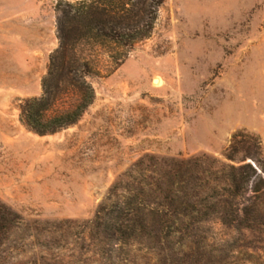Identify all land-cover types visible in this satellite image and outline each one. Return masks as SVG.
Returning a JSON list of instances; mask_svg holds the SVG:
<instances>
[{
    "label": "rangeland",
    "instance_id": "374dc122",
    "mask_svg": "<svg viewBox=\"0 0 264 264\" xmlns=\"http://www.w3.org/2000/svg\"><path fill=\"white\" fill-rule=\"evenodd\" d=\"M58 2L0 0V205L55 231L50 256L43 233L13 231L0 264H42V256L49 264H108L78 234L144 154L223 159L238 134L258 143L264 163V0H164L148 37L118 67L109 56L121 49L83 40L67 52L78 65L70 73L64 63L50 67L62 45ZM84 60L90 73L79 67ZM87 84L92 102L74 124L39 136L22 123L25 101L48 98L47 115L70 111ZM204 234V247L140 248L123 264H264V234L243 238L218 225ZM227 236L237 239L232 250L217 245Z\"/></svg>",
    "mask_w": 264,
    "mask_h": 264
},
{
    "label": "trees",
    "instance_id": "16d2710c",
    "mask_svg": "<svg viewBox=\"0 0 264 264\" xmlns=\"http://www.w3.org/2000/svg\"><path fill=\"white\" fill-rule=\"evenodd\" d=\"M164 0H81L62 2L58 22L60 51L50 58V67L67 66V73L78 65L67 52L85 40L109 49H121L109 59L118 67L126 49L148 37L156 8ZM90 73L92 62L80 66ZM44 81L49 97L53 70ZM71 82V78L67 80ZM84 84V82H83ZM79 98L70 111L47 115L48 98L31 99L21 108V121L33 133H55L78 121L92 102L89 84L78 88ZM258 143L238 134L218 159L206 154L186 159L144 154L116 177L97 205L91 219L82 222L79 240L85 251L108 264L132 263L140 250L163 251L178 246H206L214 225L227 232L264 234V163ZM260 165L258 172L254 166ZM40 223H38L39 226ZM37 229L19 214L0 205V257L13 231L43 233L45 253L54 243V229L48 222ZM47 226H50L47 228ZM237 239L226 237L217 242L221 248H235ZM264 241V238L263 240ZM52 249V248H51ZM229 249V250H230ZM1 259V258H0ZM42 256V264H49ZM51 260V258L49 259Z\"/></svg>",
    "mask_w": 264,
    "mask_h": 264
},
{
    "label": "bare ground",
    "instance_id": "6f19581e",
    "mask_svg": "<svg viewBox=\"0 0 264 264\" xmlns=\"http://www.w3.org/2000/svg\"><path fill=\"white\" fill-rule=\"evenodd\" d=\"M152 82H153L154 84H157V83H158V78H157V79H156V78L153 79Z\"/></svg>",
    "mask_w": 264,
    "mask_h": 264
}]
</instances>
